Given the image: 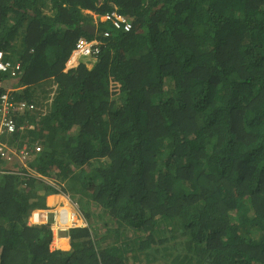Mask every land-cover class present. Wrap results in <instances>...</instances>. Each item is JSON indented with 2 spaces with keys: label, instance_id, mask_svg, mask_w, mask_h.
<instances>
[{
  "label": "trees",
  "instance_id": "1",
  "mask_svg": "<svg viewBox=\"0 0 264 264\" xmlns=\"http://www.w3.org/2000/svg\"><path fill=\"white\" fill-rule=\"evenodd\" d=\"M86 11L133 30L65 72ZM0 51L38 108L8 143L41 148L0 175V264H264V0H0ZM61 192L90 228L50 251L28 219Z\"/></svg>",
  "mask_w": 264,
  "mask_h": 264
},
{
  "label": "clouds",
  "instance_id": "2",
  "mask_svg": "<svg viewBox=\"0 0 264 264\" xmlns=\"http://www.w3.org/2000/svg\"><path fill=\"white\" fill-rule=\"evenodd\" d=\"M85 13L89 14V15L91 14L93 16L94 22L92 25H84V26H82V28L89 26L90 27L89 32H85V31L84 32L92 35L94 39H87L85 37H80L78 39V41L76 42L75 47L72 51L71 57L66 64L65 72H67L71 69H77L81 66H85L88 69H92L96 65L100 55L102 54V52H104V48L107 44V41L111 38V32L110 31L101 29L103 24H105V26H107V27L110 26L113 30L122 32L123 34H128L133 30L132 20L126 16L119 14L117 11H113V12L107 13L105 15H97V14H93V13L88 12V11H86ZM107 17H109V18H107ZM128 22L131 24L130 30L125 29ZM116 23H120V27H118L116 25ZM82 40L86 41L88 43L94 44L95 48H97L99 50V52L97 54H93V55L78 54V52H79L78 44ZM50 84H51V86H53V89L55 92L57 85L54 83V81H51ZM8 90H15L14 91V93H15V92H18L19 89H17V87H15L12 84V88H10ZM34 94H36V93L34 92ZM31 104L34 105L33 102ZM36 111H38V108L35 107V110H33L32 113H34ZM30 112L31 111H29V113ZM29 113L25 114V116L23 118L18 119V121H19L18 130H20L22 126L25 128L33 127V125L28 120V117H29L28 114ZM32 113H31V115H32ZM21 119H23V120H21ZM18 130L16 131V133L18 132ZM16 133H7V131H5L3 129L0 132V146H3V145L6 146L7 149L9 148L12 151V153L10 155H12V156L16 155V158L13 156L14 160L12 162H9L7 160L5 161V162H7V165L4 166L3 170L0 169V175L3 176V175L12 174V175L21 176L23 178L28 177L29 179L33 178V179L38 180L36 178L37 177V173L35 171L36 168L32 167L30 162L32 161V154H37V153L41 152V148H38V149H40V151L36 150L35 152H30L29 150H27V148H26L27 146L25 144L22 147L18 146V145H16V146L10 145L8 143L7 137H9L10 135L16 134ZM25 148L28 151L29 156H28L27 160L23 161V160H21V156H22L21 153L25 150ZM10 165L11 166L12 165H18L19 169L15 168L12 170L11 168H9ZM15 172H19V174H15ZM39 176H41V175H39ZM43 183H45V184L50 183L49 179L44 178ZM52 196H62L64 199L68 198L69 201L63 203L62 206L60 207L61 209H59L57 211L52 210L53 212H50V211H48V209L47 210H35V211H33L30 215V218L28 219V225L29 226L44 227V225H46L48 223V225L54 226L53 228L52 227L50 228V230L52 231L53 237H54L55 233L59 235L60 233L67 232L68 236H69V232L72 229L85 228V227L90 228V224L88 223V221L86 220V217L82 213L80 206H78V207H79V211L83 214V220L80 222L81 224L77 225L76 219H75V213L73 214V212H72L73 208H75V207L70 206V203L72 202V203H75L76 205H78V203H76L73 200V197L71 195H68V194L61 192L58 194L49 195L47 197V200L49 197H52ZM70 212L72 213V219L73 220L70 217ZM38 213H43L46 216L47 220L45 222L43 221V219H44L43 216L40 218L41 222L42 223L44 222L43 224L41 222H37V220H36V215ZM61 219L63 220V224H65L67 226L63 230L58 229V224L60 223ZM31 223H33V225H31ZM52 241H53V239H52ZM51 243H50V245H51Z\"/></svg>",
  "mask_w": 264,
  "mask_h": 264
},
{
  "label": "built area",
  "instance_id": "3",
  "mask_svg": "<svg viewBox=\"0 0 264 264\" xmlns=\"http://www.w3.org/2000/svg\"><path fill=\"white\" fill-rule=\"evenodd\" d=\"M116 25L120 27V23H116ZM125 29H131V24L129 22ZM78 49V54L81 55H93L99 52L94 44L83 40L79 42ZM20 71H22L21 64L10 60L5 52L0 51V76L7 75L11 78H17L20 75ZM2 89L4 88L2 87ZM5 91L6 93L0 92V132L3 129L7 131V133H16L19 125L18 119H20L21 116L24 117L29 111L32 112L35 110V106L27 102H19L13 95L15 90L6 89ZM22 128L25 127L22 126L21 129ZM37 151H40V149H37ZM21 154V160L25 161L28 159L29 153L26 148ZM0 158L9 162L14 160L13 156L8 153L7 147L4 145L0 146ZM65 227L67 226L63 224V220L61 219L58 224V229L63 230Z\"/></svg>",
  "mask_w": 264,
  "mask_h": 264
},
{
  "label": "crops",
  "instance_id": "4",
  "mask_svg": "<svg viewBox=\"0 0 264 264\" xmlns=\"http://www.w3.org/2000/svg\"><path fill=\"white\" fill-rule=\"evenodd\" d=\"M62 198H63L62 196L49 197L47 200L48 211L53 212L52 211L53 208H55V211H57L63 204V202H61ZM51 199H52V204L50 203ZM53 199L55 200L56 203H53L54 201ZM49 249L50 251H55V250L69 251L71 249V244L68 235H63V234L58 235L55 233L53 237V241L49 246Z\"/></svg>",
  "mask_w": 264,
  "mask_h": 264
},
{
  "label": "rangeland",
  "instance_id": "5",
  "mask_svg": "<svg viewBox=\"0 0 264 264\" xmlns=\"http://www.w3.org/2000/svg\"><path fill=\"white\" fill-rule=\"evenodd\" d=\"M52 87V88H51ZM49 91L51 92V95H53V93H54V89H53V86H51V84H50V87H49ZM54 200V199H53ZM69 201V199L68 198H65V199H63L62 198V201L61 202H63V203H65V202H68ZM50 203L52 204V199L50 200ZM53 203H56L55 202V200L53 201ZM70 206H72V207H75V208H73V210H72V212H73V214L75 213V219H76V223H77V225H79V224H81L80 222L83 220V214L79 211V207L78 206H80L79 204L78 205H76L75 203H70ZM57 209V208H56ZM59 209H61V208H59ZM58 209V210H59ZM53 210H55V208H53ZM70 214L72 215V213L70 212ZM100 214L101 213H99V216H100ZM91 216V215H90ZM43 221H44V219H43ZM45 222V221H44ZM35 224V223H34ZM31 225H33V223H31ZM46 226H49L50 228L52 227H54V226H51V225H48V223L46 224V225H44V227H46ZM52 232V231H51ZM61 235L63 234V235H68V233L67 232H64V233H60ZM69 237V236H68ZM70 239V238H69ZM114 252L117 254V255H120L121 254V250L119 249V250H114ZM146 255H144V256H142V261L144 262V261H146ZM155 264H162V263H155Z\"/></svg>",
  "mask_w": 264,
  "mask_h": 264
},
{
  "label": "bare ground",
  "instance_id": "6",
  "mask_svg": "<svg viewBox=\"0 0 264 264\" xmlns=\"http://www.w3.org/2000/svg\"><path fill=\"white\" fill-rule=\"evenodd\" d=\"M44 217V221H46L47 219H46V216L43 214V213H38L37 215H36V220H37V222H41V220H40V218L41 217ZM70 217H71V219H72V215L70 214ZM73 220V219H72ZM42 223V222H41ZM44 223V222H43ZM68 245V244H67Z\"/></svg>",
  "mask_w": 264,
  "mask_h": 264
},
{
  "label": "water",
  "instance_id": "7",
  "mask_svg": "<svg viewBox=\"0 0 264 264\" xmlns=\"http://www.w3.org/2000/svg\"><path fill=\"white\" fill-rule=\"evenodd\" d=\"M89 26H86V27H83L82 29H83V31H85V32H89ZM91 33V32H90Z\"/></svg>",
  "mask_w": 264,
  "mask_h": 264
}]
</instances>
